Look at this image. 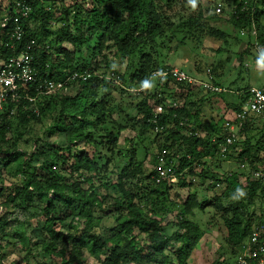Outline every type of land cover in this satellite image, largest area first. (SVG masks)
I'll use <instances>...</instances> for the list:
<instances>
[{"label": "trees", "instance_id": "16d2710c", "mask_svg": "<svg viewBox=\"0 0 264 264\" xmlns=\"http://www.w3.org/2000/svg\"><path fill=\"white\" fill-rule=\"evenodd\" d=\"M16 1L19 0L11 1L4 8L5 17L0 21V60L18 54L19 46L33 39L34 56L42 75L60 80L72 72L86 70L89 77L69 86L79 87L73 96L65 94V90L47 97L40 104L39 114L32 112L31 104L23 99L7 102L0 110V164L5 175H15L21 180L13 188L0 182V207H7L0 215V264H4L10 247L20 239H27L24 248L27 252L30 244L39 245L52 264H188L192 251L204 235V230L192 220L193 211L203 212L208 207L211 219H218L225 228V244L239 248L254 225L250 212L254 199L261 196L264 203V183L250 178L251 171L259 167L264 157L252 152L254 145L248 137L242 145L231 146L230 152L222 158L218 152L224 134L222 125L221 132L214 129L204 136L195 122L189 121L191 112L195 118L199 117L198 108L193 109L194 103L189 107L185 101L177 108H167L154 120L152 105L161 99L156 93H149L151 73L167 67L160 64L155 54L158 40H171L174 33L182 30L191 36L197 31L200 36L225 43L231 38L238 44L239 38L229 37L225 31L201 23V8L195 18L172 14L174 6L185 4L191 8L188 0H83L62 8L63 23L57 28L50 21L52 4L44 6L39 5L40 0H27L32 10L27 18L20 20L24 31L22 40L15 49H10L6 41ZM231 1L233 6L227 23L237 34L243 32L249 39L239 63L249 60L264 64V25L261 23L264 0ZM37 18L39 28H29L31 19ZM215 18V15L209 17ZM176 19L179 20L177 24ZM65 43L70 50L61 49ZM52 46L59 47L61 53L54 55ZM256 46L260 56L242 58V55L252 56L251 49ZM107 54L127 63L131 86L149 84L136 92L143 91L144 95L135 105L133 117L141 133H155L157 151L152 154L149 171L144 161L138 159L137 149L118 147L119 134L125 126L111 120V107L105 98L98 97L100 90L109 94L111 82L105 74L96 72L95 56L104 59L118 86L125 85L122 75L112 67L111 61H107ZM156 82L161 86V93L169 83L181 89L191 88L171 80ZM81 89L86 91L85 95ZM240 91L244 92V97L235 111L247 99V89ZM53 100H58L59 111L46 132L64 134L66 144L51 147V143L46 142L42 146L38 145V139L31 152H20L18 144L22 136L16 130L10 136L11 121L17 120L22 127L37 122L42 110ZM182 119H187V123L198 130L197 137L181 133L179 121ZM255 126L245 122L242 133ZM100 130L104 131L103 136L98 134ZM212 136H216L214 142H211ZM93 142L97 148L88 152L85 146ZM81 143L84 145L79 147ZM256 144H260V152H264V131ZM162 148L175 158V183L155 182L156 156ZM35 154L39 160L33 162ZM143 155H147L145 148ZM215 158L236 159L239 165L247 164L246 170L218 173L208 168V160ZM242 176L244 185L240 182ZM196 178L199 189L193 187ZM208 179L215 183L207 185ZM174 185L176 189L189 190L182 203L171 198ZM100 189L104 192L100 193ZM237 189H241L243 195H239ZM171 213H174L173 220L167 224H173L175 229L167 233L161 223ZM104 217H113L114 225L98 232L96 228ZM259 218V221L264 218V212ZM40 219L42 225L34 226ZM67 219H70L68 230L63 231L61 228ZM77 220H84V225L76 226ZM8 237L14 238V243ZM84 254L87 260L83 261Z\"/></svg>", "mask_w": 264, "mask_h": 264}, {"label": "rangeland", "instance_id": "374dc122", "mask_svg": "<svg viewBox=\"0 0 264 264\" xmlns=\"http://www.w3.org/2000/svg\"><path fill=\"white\" fill-rule=\"evenodd\" d=\"M11 1L13 0H0V21L5 17L6 12L4 11V8L8 6ZM82 1L83 0H40L39 5L42 4L44 6H49L52 4L53 11L50 12V21L55 24L52 25L51 22H47V24L57 28L63 23L62 8L68 7L75 2ZM196 2L197 4L194 9L184 6L185 4H182V6H174L172 14H181L184 18L191 15L195 18L198 16V11L201 8L203 12V17L199 20L201 23L223 30L225 33L229 34V37L237 36L239 38L238 44H235V41L231 38H228L225 43L213 38L200 36L197 31L193 32L194 34L191 36V34L189 35L182 30L174 33V37L171 40L169 38L160 41L158 40L155 45V54H157V59L161 65L179 68L190 76L202 80H208L205 73L209 70L212 84L222 89V92L212 93L199 89L198 87H192L190 89L183 87L181 89L180 87L178 88L176 84L169 83L166 88L164 87L165 92L161 93V86H158L156 80L153 79L151 81L149 93H156L164 98V101L169 99L176 100L178 105H182L185 101L190 107L192 106L191 104L194 103L195 107L193 109L198 108L199 117L195 118L191 112L189 121L195 122L197 129L202 131L205 136L208 131L211 132L214 129L219 132L224 119L229 117L231 113L235 111L234 109L236 105L242 103L244 92L240 90L252 86L264 89V64L262 62H251L249 60H243L244 62L239 63L241 60L239 56H241V53L246 49L247 44H249V39L245 35L237 34L227 23V18L230 15L233 6L231 5V0H196ZM218 2L222 3L223 10L221 13L214 12L213 10L214 5ZM200 4L202 5L201 7H199ZM212 15L216 16L214 20L209 19ZM178 21L179 20L176 19L175 23L177 24ZM261 23L264 25V17H262ZM39 25L38 18L31 19L29 28L37 29L39 28ZM161 41L163 42L162 44L160 43ZM65 48H68V50L71 49L66 43L63 44V48L61 49ZM51 51L54 55L59 54V52L61 53L57 46H52ZM251 51L252 56L242 55V58L246 59L248 57L252 58L260 56L259 48L257 46L256 49L252 48ZM106 56L108 58L107 61L112 62V67L122 75L125 85L123 88L118 86L117 79L110 74L112 70H109L105 66L104 59L95 56L93 63L96 65V72L98 74H105L110 78L109 80L111 82L108 88L109 94L100 90L98 92V97L105 98L108 106L111 107V120L114 119L117 123H121L125 126L124 130L119 134L118 147L123 150L124 148L132 150L137 149L138 159L144 161L145 169L149 171L152 168V164L150 163L152 154L157 151V144L154 140L155 133L151 131L141 133L139 126L135 124V120L133 119L136 115L135 105L144 95L143 91L139 94L134 92V90L141 88L144 84L131 86L129 83L128 72H126L127 63L112 59L110 54H107ZM78 89L79 87L72 85L66 89L65 94L73 96ZM81 92L85 95L86 91L81 89ZM39 109L41 110V107ZM58 111V100H53L48 104L47 109L42 110L39 121L30 122L25 127L19 126L17 120L13 119L11 121L12 131L10 136H13L15 130L20 132L22 136L18 144L20 152H31L34 147L33 143L38 139H40L38 145L42 146H45L46 142L51 143V147L63 146L66 144V137L64 134L59 132H46L48 127L53 123ZM253 123L256 125L255 128H251L245 133H242L241 137H243V140L237 145H242L244 140L249 137L254 145L252 152L256 153V155H260L259 152L261 145H257L256 142L259 141L263 135V124L258 119L254 120ZM98 134L103 136L104 131L100 130L98 131ZM95 142L90 146H85V149L88 152H92V150L97 148ZM83 145L84 144L81 143L79 147H82ZM143 148L147 151L146 157L143 155ZM36 160H39V157L35 154L33 162ZM208 161V168L215 170L218 173H226L229 171L242 172L246 170V168L241 169L239 161L236 159L232 160V158H228L227 160H219L215 158L212 161ZM246 166L247 164H245V167ZM0 182H2L4 186L13 188L16 184H19L21 180L15 175H5L3 166L0 164ZM240 182L243 185L245 184L243 176L240 177ZM198 183L199 180L196 178L193 182V187L196 186L199 189L200 186ZM203 187H206V185ZM103 192L104 191L100 189V193ZM188 192V188L176 189V186L174 185L171 188L170 194L173 201L176 203H182V201L186 199ZM199 196L203 197L201 195ZM260 197L261 196H257L254 199L253 205L250 207V212L253 213V217L251 218L252 225H256L259 222L260 214L261 212H264L261 211L264 210V203ZM6 209L7 207L5 206L0 207V215H2ZM209 210L211 211L208 207V209L203 212L198 209H194L193 211L192 220L204 230V235L195 246L187 262L188 264H233L238 247H231L225 244L223 239L226 234L225 228L218 219H211ZM97 214L100 213L97 212ZM173 216L174 213L169 214V216H167V218L161 223V227H163L167 233H171L175 229L173 224H167V222L173 220ZM69 221L70 219H67L64 222L61 228L63 231L68 230L67 223ZM42 223V219L37 220V222H34V226H41ZM75 223L76 226L82 227L84 225V220H77ZM112 225H114V218L104 217L100 220V225L96 230L98 232H104V229L112 227ZM8 239L11 240V242L13 241V243L15 241L12 237H8ZM32 243L34 242L32 241ZM26 245L27 239H20L18 243H14L13 246L10 247L9 254L3 260V263L52 264V260L40 251L39 245L30 244L31 248L29 252L24 250ZM86 257V254H84L81 260H87Z\"/></svg>", "mask_w": 264, "mask_h": 264}, {"label": "built area", "instance_id": "2783aa9c", "mask_svg": "<svg viewBox=\"0 0 264 264\" xmlns=\"http://www.w3.org/2000/svg\"><path fill=\"white\" fill-rule=\"evenodd\" d=\"M31 10V5L27 0L15 2L13 14L10 17L12 25L7 33L8 39L6 41V46L10 49H15L22 40L24 31L20 20L27 18ZM213 10L221 13L223 10L222 3H216ZM5 20L4 18L3 21ZM241 34L243 35V32ZM19 48L18 54L0 60V110L7 102H18L23 99L31 104L32 112L39 114L40 104L47 97L60 94L72 83L85 81L89 77V72L85 70L72 72L60 80L48 79L46 74H41V67L38 66L35 60V41L31 39ZM205 74L208 80L190 76L179 68L167 66L152 72L150 79L161 80L164 83L171 80L212 93L222 92V89L212 84L210 71L207 70ZM143 88L144 86H141V88L135 89L134 92H139ZM159 99H161L159 103L152 105L151 114L154 120L167 108H177L179 106L176 100L164 101L161 96H159ZM256 119L264 124V89L252 86L247 88V99L244 104L223 121L224 134L222 142L218 144L220 156L225 157L230 152L231 146L237 145L243 140L241 134L244 123H253ZM179 126L183 135L196 137L199 135L198 130L187 123V119L180 120ZM210 139L211 142H214L216 136H212ZM260 156L264 157V152L261 151ZM174 161L175 158L170 156L166 148L160 150L156 156V175L154 176L156 183L161 181L175 183L177 181ZM240 168H245V165L240 164ZM197 171H199V168ZM250 178L264 183V160L257 169L251 171ZM213 183H215L213 179L206 181L207 185ZM233 264H264V218L252 227L250 235L238 248Z\"/></svg>", "mask_w": 264, "mask_h": 264}, {"label": "clouds", "instance_id": "9594fccd", "mask_svg": "<svg viewBox=\"0 0 264 264\" xmlns=\"http://www.w3.org/2000/svg\"><path fill=\"white\" fill-rule=\"evenodd\" d=\"M188 4L191 6V8H195L196 7V0H188ZM144 87H149V84L147 82H145V84L143 85ZM237 193L239 195H243V192L241 189H237ZM238 198V197H237Z\"/></svg>", "mask_w": 264, "mask_h": 264}, {"label": "crops", "instance_id": "0c3cea01", "mask_svg": "<svg viewBox=\"0 0 264 264\" xmlns=\"http://www.w3.org/2000/svg\"><path fill=\"white\" fill-rule=\"evenodd\" d=\"M231 115H232V113H231ZM231 115H230V116H231ZM230 116H229V117H230ZM262 124H263V123H262ZM263 126H264V125H263Z\"/></svg>", "mask_w": 264, "mask_h": 264}]
</instances>
